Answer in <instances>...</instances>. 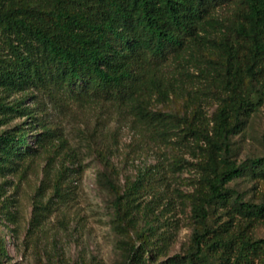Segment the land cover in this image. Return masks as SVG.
<instances>
[{
	"label": "trees",
	"instance_id": "16d2710c",
	"mask_svg": "<svg viewBox=\"0 0 264 264\" xmlns=\"http://www.w3.org/2000/svg\"><path fill=\"white\" fill-rule=\"evenodd\" d=\"M190 67H198L206 82L224 84L212 134L199 103L205 85L195 81ZM0 87L32 98L38 93L55 108L107 105L142 138L158 143L168 142L180 119L153 111V102L185 94L199 120L188 125L189 132L210 148L202 165L206 188L193 201L199 228L184 258L158 263L147 245H132L122 264H264V238L254 235L264 222V201H245L228 186L244 176L264 179V157L232 159V137L264 100V0H0ZM22 105L0 101L2 123L13 113L32 120L0 133V171L34 157L52 140L49 122ZM37 126L42 132L34 137L35 147L27 136ZM108 155L101 152L120 221L122 210L139 208L138 198L161 179L159 171L146 170L122 189ZM218 210L229 219L211 227ZM6 255L1 247L0 258Z\"/></svg>",
	"mask_w": 264,
	"mask_h": 264
},
{
	"label": "rangeland",
	"instance_id": "374dc122",
	"mask_svg": "<svg viewBox=\"0 0 264 264\" xmlns=\"http://www.w3.org/2000/svg\"><path fill=\"white\" fill-rule=\"evenodd\" d=\"M190 68L197 75L195 81L205 85L206 94L199 95V103L205 127L212 134L224 84L206 82L198 67ZM34 95L37 98L0 87L1 102L22 101L21 109L45 118L53 131L52 140L38 147L34 157L0 171V248L7 251L0 264H122L132 245L140 248L143 244L156 254L158 263L184 258L199 228L193 218V201L206 188L202 165L210 154L203 139L189 132L188 125L199 120L194 119L196 108L188 97L172 94L167 101L153 102V111L180 119L168 142L158 143L142 138L139 129L107 105L71 102L55 108L38 93ZM30 121L27 115L13 113L9 123L0 119V133L25 122L28 127ZM41 132L37 126L28 134V144L36 147L34 137ZM232 143V159L238 163L264 157V100ZM101 152L109 154L116 169L114 180L122 189L146 170L159 171L161 180L138 198L140 207L124 208L120 221L115 195L106 185L105 175L110 172ZM228 186L245 201H264V179L244 176ZM144 206L149 211L143 213ZM133 217L135 222H131ZM228 219L218 210L209 225L220 226ZM234 222L236 230L240 219ZM254 235L264 238V222L254 228Z\"/></svg>",
	"mask_w": 264,
	"mask_h": 264
}]
</instances>
